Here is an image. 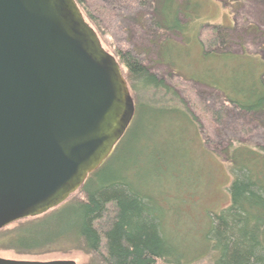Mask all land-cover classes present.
Segmentation results:
<instances>
[{"label":"trees","instance_id":"obj_1","mask_svg":"<svg viewBox=\"0 0 264 264\" xmlns=\"http://www.w3.org/2000/svg\"><path fill=\"white\" fill-rule=\"evenodd\" d=\"M75 1L100 37L98 20L99 16L107 14V7L100 4L96 16L88 9L86 0ZM152 1L156 3L154 9L158 17L152 24L149 22L157 31L158 57L154 63L176 69L175 61L185 58L187 51L185 46L170 41L168 35L183 34L185 40L181 42L186 44L187 22L182 17L193 18L195 0H149ZM219 2L226 5L222 0ZM236 2L240 4V0ZM254 2L263 9L255 22H243L241 16L231 12V27L206 23L200 25H204V34L197 33L199 54L209 59L207 67L227 74V83L230 79L237 82V73H241L245 85L250 86L247 90L233 86L228 93L212 91L222 98L215 109L196 98L194 103L199 105L210 124L222 123L228 108L264 114V57L260 54L264 53V48L255 45V52L251 54L247 49L249 42L242 39L247 35L254 41L251 44L264 42V0ZM140 3L146 5L144 1ZM233 42L238 43L240 54L226 50ZM113 56L122 72L125 70L123 75L135 104L133 119L99 168L90 173L63 204L41 216L0 229V249L31 254L69 245L96 255L101 264H182L198 258L199 253L187 257L181 246L164 232L160 202L150 190L158 189L152 178L160 182L165 175L156 173L161 164L158 156L151 154L156 144L145 138L140 125L142 119L145 121L142 115L152 120L154 115L161 114L156 120L165 123L170 112L180 109L199 128L196 116L189 111L185 99L152 71L141 52L117 48ZM183 78L185 82L203 83L214 89L210 81L207 84L196 78ZM175 84L183 88L190 85L181 80ZM247 126L236 124L232 130L245 135L249 131ZM221 153L226 154L224 162L232 176L228 185L229 204L211 220L205 238L209 242L207 253L211 254L213 264H264V150L240 144L228 146ZM146 168L151 170L140 178L138 171ZM177 175L180 176L174 172L172 178Z\"/></svg>","mask_w":264,"mask_h":264},{"label":"water","instance_id":"obj_2","mask_svg":"<svg viewBox=\"0 0 264 264\" xmlns=\"http://www.w3.org/2000/svg\"><path fill=\"white\" fill-rule=\"evenodd\" d=\"M134 111L119 63L75 0H0V229L63 204Z\"/></svg>","mask_w":264,"mask_h":264},{"label":"rangeland","instance_id":"obj_3","mask_svg":"<svg viewBox=\"0 0 264 264\" xmlns=\"http://www.w3.org/2000/svg\"><path fill=\"white\" fill-rule=\"evenodd\" d=\"M142 1L146 3L145 6L141 5ZM219 1L195 0L193 18L182 17L187 22L184 32V37L188 38L186 44L181 42L185 40L182 38L183 34L177 37L168 35L170 41L185 46L184 49L187 51L185 58L183 56L175 61L177 70H171L164 64L155 65L154 63L158 57V40L155 36L157 31L152 26L150 27V23L158 19L157 13L155 14L156 3L154 1L86 0L88 9L96 16L100 4L107 7V14L99 16L100 20H98L99 38L105 50L111 54L117 48L141 52L146 60L148 59V66L152 71L162 76L166 85L185 99L189 111L196 116L199 128L180 109L170 112L167 115L169 119L165 123L156 120L161 114L154 115L152 120L142 115L145 121L142 119L140 122L145 138L151 144H156L153 145L154 152H151L158 156V161H161L160 171L156 173L165 175L162 179H165V182L152 178L158 189L150 190L154 194L153 197L160 202L159 206L164 218V232L181 246L180 249L187 257L199 253L196 260L187 263L184 260L182 264H213L211 254L207 253L209 242L205 238L213 216L218 215L229 204L228 185L232 177L227 163L224 162L223 155L226 154L221 151L226 150L228 146L236 147L240 144L251 148L260 147V150H264V114L256 115L239 111L236 108L233 110L228 108L229 112L223 122L215 125L206 120L205 114L199 110V105L194 103L197 98L203 101L208 108L215 109L221 104L222 98L212 91L228 93L229 89L237 85L239 90L250 88L247 82V85L243 82L241 73H237L238 84L232 79L227 83V74L207 67L209 59L199 54L196 42L197 33L204 34L203 26L207 25L206 23L231 27L233 21L231 12L241 16L243 22L247 20L255 22L263 9L254 2L255 0H240L239 5L237 2L234 3L235 0H222L225 6H222ZM201 24L204 25L200 26ZM243 38L247 43L249 42L247 49L251 54L255 52V45L264 48V42L257 41L251 44L254 42L251 36L246 35ZM237 44L233 42L230 47H226V50L234 55L240 54ZM260 54L264 57L263 52ZM180 74L183 77L196 78L206 83L210 81L209 84L214 85V89H210L203 83L185 82ZM179 80L191 86L183 88L176 85L175 82ZM180 114L185 115L187 119ZM177 117L179 120H176ZM241 123L248 125L249 131L245 135H239L232 130V127ZM149 170L151 169H140L138 175L141 178L144 172ZM174 172H178L180 176L172 178ZM10 227L12 225L8 226ZM0 258L16 261H71L74 264H101L96 255L75 250L69 245H59L50 250L31 254L0 249Z\"/></svg>","mask_w":264,"mask_h":264}]
</instances>
